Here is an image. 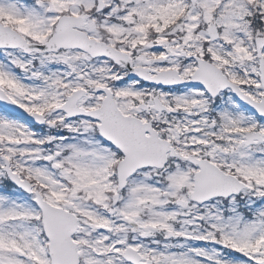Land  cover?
I'll use <instances>...</instances> for the list:
<instances>
[{"label":"snow or ice","instance_id":"1","mask_svg":"<svg viewBox=\"0 0 264 264\" xmlns=\"http://www.w3.org/2000/svg\"><path fill=\"white\" fill-rule=\"evenodd\" d=\"M0 264H264V0H0Z\"/></svg>","mask_w":264,"mask_h":264}]
</instances>
